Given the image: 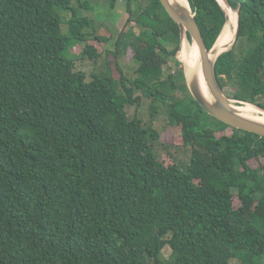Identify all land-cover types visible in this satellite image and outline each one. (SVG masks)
I'll use <instances>...</instances> for the list:
<instances>
[{
  "label": "trees",
  "instance_id": "1",
  "mask_svg": "<svg viewBox=\"0 0 264 264\" xmlns=\"http://www.w3.org/2000/svg\"><path fill=\"white\" fill-rule=\"evenodd\" d=\"M188 1L211 50L227 15L218 0ZM227 1L240 36L217 79L226 96L264 108V0ZM126 2L134 26L111 54L132 50L138 68L88 82L69 50L87 43L83 57L96 60L94 41L111 36L90 33L74 0H0V264H264V138L193 98L181 29L160 0ZM139 93L152 117L181 128L187 164H165L159 130L129 115Z\"/></svg>",
  "mask_w": 264,
  "mask_h": 264
},
{
  "label": "rangeland",
  "instance_id": "2",
  "mask_svg": "<svg viewBox=\"0 0 264 264\" xmlns=\"http://www.w3.org/2000/svg\"><path fill=\"white\" fill-rule=\"evenodd\" d=\"M220 1L224 6L225 0ZM81 2L87 5V9L80 8L76 0H74V5L78 10L79 16L88 17L94 21V25L88 29L90 33L95 32L96 34L100 35L104 34V36H111V39L108 42L94 41L100 52V57L96 60H92L88 56L83 57L82 53L87 43L72 46L69 50V56L71 57V59H74L76 70L84 72L86 74L88 82H90L92 78L97 75H109L118 79L120 77L119 68L124 71L127 77H133L136 69L138 68V62H136V59L134 58L133 51L129 49L121 57L120 60H118L114 54H111V52L115 51L116 49V42L120 32L126 31L129 29V27L134 26L133 22H131L130 24L128 22L129 14L127 12L126 0H117L114 9L111 8L110 0H81ZM143 3L144 2H142V4ZM133 9L134 12H140V4H134ZM134 28L137 31L138 29H140V27L138 26ZM62 32L64 35H67L68 26L66 24L63 25ZM185 39L191 46H196V43L193 40L184 37L183 40H181V48L177 53V59L180 62L182 61V44ZM165 44L169 49H172L174 47V43L170 40L165 42ZM181 63L183 66V61ZM174 69L176 70L173 62L165 66V71L167 74L172 73ZM229 89L231 91H234L232 88ZM138 95L142 98L140 108L136 109V107L131 106L128 107L127 111L131 117H133L135 114H138V116L145 122V124H153V126L157 130H159V132L161 133V142L168 146L167 150L158 148L160 159L167 165L174 163L175 159L179 160V162H182L183 164H187L190 158V150L188 148L183 147V136L181 134V128L170 127L166 122V117L163 113H159L155 117H152L149 111L150 101L144 98L141 93H139ZM230 99L233 100V104L235 106L242 105L233 98ZM231 134L232 129L229 128L224 133H218V136ZM251 164L252 166H257L258 162L252 161ZM170 254V248L166 247L163 251V256L165 258H169Z\"/></svg>",
  "mask_w": 264,
  "mask_h": 264
},
{
  "label": "water",
  "instance_id": "3",
  "mask_svg": "<svg viewBox=\"0 0 264 264\" xmlns=\"http://www.w3.org/2000/svg\"><path fill=\"white\" fill-rule=\"evenodd\" d=\"M218 1L220 2V0ZM225 1L230 6L228 1L227 0ZM160 2L168 12L170 17L179 25L181 29L182 40L184 37H187L188 39L190 36L191 40H193L196 43V46L198 47L201 58L202 72L207 87L212 96V100L211 101L207 100L203 95L199 85L198 77L196 75H192L191 78H189L186 75L184 69L186 82L193 98L198 102V104L202 107V109L206 113H208L210 116L214 117L215 119L225 123L226 125L232 128L250 132L260 136L261 138H264V124L246 118L241 115L240 111L238 110V107L233 104V100L228 98L224 94V91L219 84L215 72V65L219 56L227 52L229 49H231L239 39L240 27H241L239 10L237 11L238 26L233 43L231 44L229 49H227L226 51L219 54L216 58L213 59L211 58V52L213 51L217 42L215 43V45L211 50L207 48L201 29L196 19V14L193 13L189 1H188L189 6H185L174 0H160ZM220 4L227 15V22H228L229 16L221 2ZM236 101L239 102L240 104H247L242 101H238V100ZM254 106L257 107L260 111L264 112V108L256 105Z\"/></svg>",
  "mask_w": 264,
  "mask_h": 264
},
{
  "label": "bare ground",
  "instance_id": "4",
  "mask_svg": "<svg viewBox=\"0 0 264 264\" xmlns=\"http://www.w3.org/2000/svg\"><path fill=\"white\" fill-rule=\"evenodd\" d=\"M176 2H179L185 6H189L188 0H174ZM221 2V1H220ZM224 8L229 16V21L225 24V27L219 36V39L211 52V58H216L219 54L226 51L231 44L233 43L237 26H238V13L237 11H234L225 1H224ZM198 47L191 46L186 39L184 40L182 44L181 49V56L183 64L185 65V72H187L188 69V77L191 78L192 75H196L199 80V85L201 88V91L205 98L209 101L212 100V96L210 94V91L207 87L203 72H202V66H201V58ZM185 59V60H184ZM238 110L240 111L241 115L258 121L260 123L264 124V112L260 111L257 107H255L252 104H242L238 105Z\"/></svg>",
  "mask_w": 264,
  "mask_h": 264
}]
</instances>
